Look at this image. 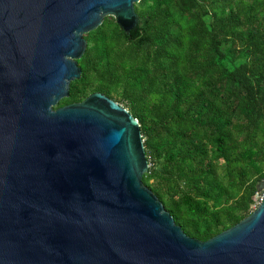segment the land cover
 Wrapping results in <instances>:
<instances>
[{
  "label": "water",
  "instance_id": "water-1",
  "mask_svg": "<svg viewBox=\"0 0 264 264\" xmlns=\"http://www.w3.org/2000/svg\"><path fill=\"white\" fill-rule=\"evenodd\" d=\"M138 0H0V264H264V177L250 212L199 240L141 182L137 120L101 92L56 106L83 34Z\"/></svg>",
  "mask_w": 264,
  "mask_h": 264
},
{
  "label": "trees",
  "instance_id": "trees-1",
  "mask_svg": "<svg viewBox=\"0 0 264 264\" xmlns=\"http://www.w3.org/2000/svg\"><path fill=\"white\" fill-rule=\"evenodd\" d=\"M133 38L105 15L83 34L56 106L98 91L137 120L141 182L188 236L247 215L264 177V0H138Z\"/></svg>",
  "mask_w": 264,
  "mask_h": 264
},
{
  "label": "built area",
  "instance_id": "built-area-1",
  "mask_svg": "<svg viewBox=\"0 0 264 264\" xmlns=\"http://www.w3.org/2000/svg\"><path fill=\"white\" fill-rule=\"evenodd\" d=\"M261 195H262V193H259V191L254 193V195H253V203L251 204V208L255 207V205L258 204V202L261 199Z\"/></svg>",
  "mask_w": 264,
  "mask_h": 264
},
{
  "label": "rangeland",
  "instance_id": "rangeland-1",
  "mask_svg": "<svg viewBox=\"0 0 264 264\" xmlns=\"http://www.w3.org/2000/svg\"><path fill=\"white\" fill-rule=\"evenodd\" d=\"M259 193H261V189L259 190Z\"/></svg>",
  "mask_w": 264,
  "mask_h": 264
}]
</instances>
